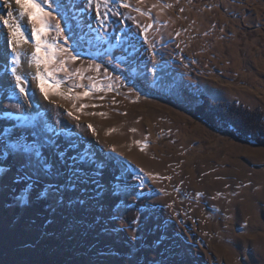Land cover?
Returning a JSON list of instances; mask_svg holds the SVG:
<instances>
[{"label": "rangeland", "instance_id": "obj_1", "mask_svg": "<svg viewBox=\"0 0 264 264\" xmlns=\"http://www.w3.org/2000/svg\"><path fill=\"white\" fill-rule=\"evenodd\" d=\"M128 2L104 27L92 10L61 8L59 42L79 57L66 67L80 71L57 72L67 98L48 99L28 71L25 99L0 0V167L16 170L5 143L43 144L54 167L36 191L72 199L25 206L13 195L22 183L0 184V264H264V146L193 113L200 94L264 113V0ZM19 23L30 36L27 18Z\"/></svg>", "mask_w": 264, "mask_h": 264}, {"label": "snow or ice", "instance_id": "obj_2", "mask_svg": "<svg viewBox=\"0 0 264 264\" xmlns=\"http://www.w3.org/2000/svg\"><path fill=\"white\" fill-rule=\"evenodd\" d=\"M138 2H143V0H138ZM15 4L19 6V18H27V22L31 25L30 36L25 34L22 25L19 23L18 19H4L3 23L7 27L8 32L6 40L8 45L11 47L13 53L11 60V76L14 78L15 89H18L19 93L27 99L26 85L28 83L26 75H22L19 72L20 60V49L21 44L31 42L34 51L30 56V63L35 65L36 72L33 79L38 81L39 90L44 95L45 99L49 98L50 90L54 95L65 96L66 94L59 91L60 85L64 83L63 79H56L55 74L57 72H66L67 78L71 79L80 70L69 71L66 67L68 61H76L79 59L78 55L74 53V50L65 47L64 44L60 43V40H66L65 29L62 26L61 19L58 18L60 15L59 10L63 8L65 11L69 7H76L78 9L88 11H94L95 18L101 27H104L109 16H120L119 11L114 10V8H129L131 5L128 0H83V5H77L75 0H70V3H66L65 0H60L59 3L56 0H15ZM155 7V5H153ZM135 11L140 12L141 15H146V12L141 11L140 8H136ZM8 17L12 18L13 13L9 12ZM152 25H147L142 31L147 33ZM54 32L55 35L49 38V33ZM145 42H147V35L144 37ZM97 71L100 69V65L94 66ZM153 71L155 69L153 68ZM85 77L81 73V79ZM87 79H92L87 77ZM46 84L49 87H46ZM75 87H84V85H75ZM95 88V84L92 85ZM110 87V86H109ZM72 89L69 88L68 92L71 93ZM88 91L82 94L77 93V97L80 95L87 96ZM19 104L16 105L18 109ZM81 108L87 107V105H81ZM69 116L73 113L69 112ZM77 120L79 117H75ZM89 129H92V125H88ZM94 131V129H92ZM134 131V130H133ZM45 148L43 144H37L35 141L20 142L15 143H5V151L2 153L5 157V163L8 159H13L16 161L15 172H11V166L8 168L0 167V173L4 175L0 177V184L8 178H11L14 184L22 183L23 188H20L18 192L13 193L16 197L18 204H23L28 206L36 198H50L53 199L58 205H62L64 200L67 199L69 204H72L71 196L60 192L59 187L49 186L47 192L36 191L41 174L49 175L52 174L51 170L54 165L50 162L49 158L46 157L42 149ZM115 151V149H112ZM57 161L64 160L65 156L63 153L56 156ZM81 159H87V156H82ZM103 167V165H101ZM58 174V170H57ZM143 181L141 180V186ZM35 192V196L33 193ZM59 194V195H57ZM115 195V192L113 193ZM99 195V192H97ZM79 204H83L84 201H78ZM134 218L133 224H136ZM122 227L124 225H121ZM133 240L136 239L135 235L131 237Z\"/></svg>", "mask_w": 264, "mask_h": 264}, {"label": "trees", "instance_id": "obj_3", "mask_svg": "<svg viewBox=\"0 0 264 264\" xmlns=\"http://www.w3.org/2000/svg\"><path fill=\"white\" fill-rule=\"evenodd\" d=\"M194 109L196 117L215 129L230 133L241 141L264 146V113L238 103L217 102L207 94Z\"/></svg>", "mask_w": 264, "mask_h": 264}, {"label": "bare ground", "instance_id": "obj_4", "mask_svg": "<svg viewBox=\"0 0 264 264\" xmlns=\"http://www.w3.org/2000/svg\"><path fill=\"white\" fill-rule=\"evenodd\" d=\"M14 2H12V1H10V0H6V3L4 4V8H6L7 9V12H12V11H14V15H15V17H17V19L19 20L20 18H19V14H18V11L16 10V9H14L15 7H14V4H13ZM5 9V10H6ZM3 13V12H2ZM2 13H0V14H2ZM4 14H5V12H4ZM4 14L2 15V17H5L4 16ZM8 16V15H7ZM1 18V17H0ZM6 19H10L9 17L8 18H6ZM11 20H12V18H11ZM5 35H7L6 33V29H5V31H2ZM23 47H25V46H23ZM10 52H11V55L13 56V53H12V51H11V47H10ZM20 60H21V63H20V65H19V72L22 74V75H25V74H27L28 73V71H32L33 69H36L35 68V65L33 64L32 65V63H30L29 61H30V57L29 56H24L23 54H21L20 55ZM25 69H27V70H25ZM23 70H25V71H23ZM64 87V86H63ZM27 89H28V87H27ZM27 92H28V94L30 95V93H29V91L27 90Z\"/></svg>", "mask_w": 264, "mask_h": 264}]
</instances>
